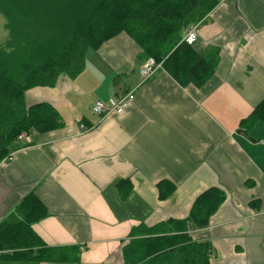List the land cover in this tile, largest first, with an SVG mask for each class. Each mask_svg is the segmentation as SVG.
<instances>
[{"label": "crops", "instance_id": "1", "mask_svg": "<svg viewBox=\"0 0 264 264\" xmlns=\"http://www.w3.org/2000/svg\"><path fill=\"white\" fill-rule=\"evenodd\" d=\"M193 27L197 53L217 58L200 87L164 68L143 78V50L122 33L88 50L80 74L27 91L28 106L51 105L64 125L31 130L0 165V225L32 196L45 213L33 254L79 251L76 263L72 251L41 263L124 264L134 228L184 220L217 188L225 202L192 239L210 244L211 264H264V122L242 125L264 101V0H223ZM130 94L122 114L92 112Z\"/></svg>", "mask_w": 264, "mask_h": 264}, {"label": "trees", "instance_id": "2", "mask_svg": "<svg viewBox=\"0 0 264 264\" xmlns=\"http://www.w3.org/2000/svg\"><path fill=\"white\" fill-rule=\"evenodd\" d=\"M223 0H0L8 32L0 46V165L21 147L19 137L31 130L48 133L64 123L51 105L28 106L26 93L35 87L53 88L61 76L75 77L85 69L88 50L125 33L179 84L204 85L217 64L184 42L185 32L199 24ZM264 122V101L243 122L249 129ZM174 187L170 188V193ZM212 188L197 197L189 216L153 228L131 232L123 249L124 264H211L212 247L195 242L190 233L205 229L225 202ZM45 216L41 204L27 197L0 225V262L66 260L77 247L52 250L32 231ZM33 262V261H32Z\"/></svg>", "mask_w": 264, "mask_h": 264}, {"label": "built area", "instance_id": "3", "mask_svg": "<svg viewBox=\"0 0 264 264\" xmlns=\"http://www.w3.org/2000/svg\"><path fill=\"white\" fill-rule=\"evenodd\" d=\"M197 40V28L192 27L187 31V34L184 38V42H186L189 46H194L197 43ZM158 68H162V64H158L153 58H149L145 61L142 67L141 76L147 79L151 77ZM134 98V94H130L119 103H112L111 106H108L103 100H99L92 108V112L97 116H105L109 114H122L131 104ZM24 139L25 135L19 137V141Z\"/></svg>", "mask_w": 264, "mask_h": 264}, {"label": "rangeland", "instance_id": "4", "mask_svg": "<svg viewBox=\"0 0 264 264\" xmlns=\"http://www.w3.org/2000/svg\"><path fill=\"white\" fill-rule=\"evenodd\" d=\"M5 19L4 17L0 14V46L4 45L7 42L8 39V32L5 28ZM33 261V262H32ZM28 261V260H24V261H18V262H6V261H2L0 262V264H44L45 262L41 261Z\"/></svg>", "mask_w": 264, "mask_h": 264}]
</instances>
